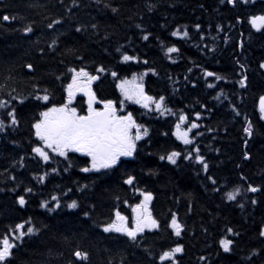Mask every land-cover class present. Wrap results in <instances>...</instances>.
Here are the masks:
<instances>
[{
	"label": "trees",
	"instance_id": "1",
	"mask_svg": "<svg viewBox=\"0 0 264 264\" xmlns=\"http://www.w3.org/2000/svg\"><path fill=\"white\" fill-rule=\"evenodd\" d=\"M263 11L264 0L255 4L249 0L247 5L237 0L235 7L227 0H0V101L15 108L19 120L15 129L0 133V237L29 219L39 229L15 252L13 264H160L159 253L177 243L184 246L178 254L180 264H264V240L259 235L264 224V119L259 111L264 95V69L259 67L264 62V29L256 31L248 23L249 16ZM3 15L17 19L5 22ZM53 20L61 23L47 28ZM27 25L33 31L25 34ZM78 27L82 31L77 32ZM177 29L187 30L189 37L172 36ZM146 34L147 41L142 39ZM172 45L181 52L169 59L165 52ZM124 52L141 62H122ZM101 66L107 71L95 87L98 99L120 100L118 79L111 71H117L119 79L147 72L145 91L165 96L174 114L130 107L149 135L138 143L135 158L108 173H79L83 160L74 155L67 171L65 158L49 163L20 159L35 145L31 124L45 107L35 96L47 89V106L63 103L71 82L69 69L83 67L96 73ZM205 69L223 79L205 78ZM245 75L247 87H241ZM208 83L215 87L208 88ZM181 110L200 125L190 133L194 143L188 150L200 148L209 164L207 172L195 159H183L187 150L176 164L159 158L184 149L172 131ZM4 112L0 109V118ZM249 122L251 137L243 131ZM129 174L136 177L132 187L153 193L152 211L160 223L158 230L145 231L135 243L105 233L102 227L128 199L130 189L123 181ZM249 185L261 191L249 192ZM27 187L33 189L31 194L24 191ZM237 187L241 194L228 201L224 193ZM18 195L28 201L23 208ZM52 196L59 198L61 207L53 208ZM72 200L79 207L69 209ZM44 201L54 210L41 207ZM172 213L185 226L180 237L168 227ZM227 228L239 235H230ZM225 238L233 241L228 253L219 243ZM77 250L87 252L88 259L78 261L73 255Z\"/></svg>",
	"mask_w": 264,
	"mask_h": 264
},
{
	"label": "snow or ice",
	"instance_id": "2",
	"mask_svg": "<svg viewBox=\"0 0 264 264\" xmlns=\"http://www.w3.org/2000/svg\"><path fill=\"white\" fill-rule=\"evenodd\" d=\"M99 2V0H97ZM253 4L256 0H251ZM224 3V0H221ZM227 3L233 5L237 4V0H227ZM241 3L247 5L249 0H241ZM71 10V9H70ZM113 12H117L116 8L111 9ZM151 10V7L150 9ZM3 21L9 22L11 20H16L15 16L3 15ZM239 22V18H238ZM60 20H53L47 24V28L53 29L54 25H59ZM248 23L256 31L264 29V12L261 14H254L248 17ZM93 29L97 28L96 24H92ZM137 27H140L137 25ZM196 29H200V25H195ZM25 34L31 33L33 28L31 25H27L23 28ZM77 32L82 31L81 28H76ZM174 37L187 38L189 33L187 30L181 32L179 29L171 33ZM143 40H149V34L143 35ZM203 39V37H201ZM56 40L53 39L52 45L56 44ZM50 45V47L52 46ZM242 46V45H241ZM119 52L120 49L118 48ZM181 49L175 45L166 48L165 55L171 59L172 54H180ZM121 60L124 63L136 62L140 63V58L136 55H130L124 52L121 55ZM144 64L148 61L144 60ZM175 63V61H173ZM26 67L31 71L34 70L32 64H27ZM259 67L264 69V62L260 63ZM243 68V65H241ZM72 73L71 82L67 84L66 98L63 103L52 104L50 107L47 106L50 103V96L47 94V89L44 90V95H36L35 100L45 102V107L43 111H40L38 116L35 118L34 123L31 124V128L34 130V135L36 139L40 142L36 146L31 148V151L40 157L45 163H49L52 159V153L57 156L65 158L69 163L65 167L64 171H67L69 167L72 166L71 160L69 158L70 153H79L88 158L84 167L80 168L83 173H104L113 170L124 163L122 158H135L138 153L137 141L142 140L144 137L149 135V130L143 124L137 122L132 112H128L126 115H118L116 102L113 100H98L95 92L92 90V83L100 79L99 75H93L85 68L81 67L79 70L76 68L69 69ZM97 73H104L107 69L103 66L95 69ZM150 71L155 74L154 69ZM191 71V69H189ZM110 75L113 78L119 80L117 87L119 88L121 95L124 100L132 101L139 104L144 109L149 111H155L161 115L164 114H174L172 109L167 106V98L163 95L159 97L149 95L145 91V84L143 82L144 76L147 72L137 76L133 74L132 80L119 79V73L117 71H111ZM203 75L205 78L214 77L216 80L223 79V77L217 75L213 71L204 70ZM187 79V77H186ZM248 77L245 75L239 81L241 87H247ZM195 87V85H193ZM208 88H214L215 85L212 83L207 84ZM77 93H83L84 96L88 97L87 100V111L85 114H80L76 107H73V101ZM219 97H217L218 99ZM123 100L120 101L121 106H123ZM20 103H24L23 100ZM96 104H102V108L94 107ZM0 109L5 110L4 117L0 118V133L7 132L9 128L15 129L19 124L17 118V111L15 108H9V104L6 101H0ZM259 111L261 113V119H264V95L259 98ZM196 119L200 118V113L197 112ZM237 115L239 113L237 112ZM187 125V126H185ZM200 127L195 121H189V116L185 114L182 110L178 116V121L175 124V135L177 140H180L184 145H192L194 140L190 138V133L193 129H198ZM244 133L251 137L253 135V130L251 123L249 122L247 127L243 129ZM166 135V134H165ZM196 135H202V133H196ZM248 141L245 140V145ZM195 153L193 157L192 153ZM182 156L181 151H170L165 155H161L160 160L167 159L171 164H176L177 159ZM244 158L249 159L247 152L244 153ZM183 159L192 160L195 159L199 163L205 172L209 169V164L206 162V158L200 154V148L195 147L191 152H188L183 156ZM53 172L57 169L53 168ZM48 176L45 173L43 176L39 177L40 181L43 182ZM15 180L16 177H10ZM212 181V184L217 183L211 176L208 177ZM136 177L134 175H127V179L123 181L124 184L129 186H134ZM85 187H87L85 185ZM214 191L219 192L220 189L214 188ZM249 192L257 193L261 191V188L254 187L252 185L248 186ZM24 191L31 194L33 189L30 187L24 188ZM71 191V190H69ZM143 199L140 203L136 204L132 208L133 218L132 226L129 227L128 217L121 214L119 210L114 213V219H110L109 222L103 224V231L105 233H120L126 236L130 241L135 243L138 238L145 233L146 230H158L160 228L159 221L153 216L150 210V204L153 200V193L150 191H141L136 189ZM239 187L233 189V191L225 192L224 197L228 201H235L237 195L239 194ZM52 200L56 201V208L61 207L59 198L57 196H52ZM17 203L21 208L26 206L28 201L25 199L24 195L17 196ZM251 203L255 205L257 201L252 199ZM41 207L48 208L49 211L54 209L48 206V202L44 201L40 205ZM243 208V205H239ZM69 209H76L79 207L76 200H72L71 203L67 204ZM85 216L89 215V212H84ZM26 225H30L27 226ZM172 229V234L176 237H180L184 231L185 226L178 220L176 213H172L171 221L168 225ZM39 229L32 225L31 219L24 221L22 223H17L14 228L9 230L8 234L0 237V264H13L15 249H17L20 244L23 243L26 236L35 235ZM228 233H233L239 235V233H234L232 228H227ZM259 235L264 237V228H261ZM19 242V243H18ZM223 251L225 253L230 252L231 245L233 241L231 239H221L219 241ZM184 252V246L177 243L175 247H171L168 250L161 251L159 253L160 264H180L178 259V254ZM73 255L80 261H86L89 257L87 252L75 251ZM201 259H204L201 257ZM123 264V262H122Z\"/></svg>",
	"mask_w": 264,
	"mask_h": 264
},
{
	"label": "rangeland",
	"instance_id": "3",
	"mask_svg": "<svg viewBox=\"0 0 264 264\" xmlns=\"http://www.w3.org/2000/svg\"><path fill=\"white\" fill-rule=\"evenodd\" d=\"M99 77L101 78L102 76L99 75ZM132 78H133V77H130V78H123V79L132 80ZM118 82H119V80H118ZM94 84H95V81L92 83V86H91L92 88H93ZM78 94H79V93H78ZM121 100L124 101V102H123L124 105L134 103V102H132V101L124 100V97H123V96H121ZM73 103H74V101H73ZM78 112H79L80 114H85V113H82V112H80V111H78ZM123 115H126V114H123ZM53 154H54V153H53ZM131 214H132V217H133V212H131ZM130 227H131V226H130Z\"/></svg>",
	"mask_w": 264,
	"mask_h": 264
},
{
	"label": "bare ground",
	"instance_id": "4",
	"mask_svg": "<svg viewBox=\"0 0 264 264\" xmlns=\"http://www.w3.org/2000/svg\"><path fill=\"white\" fill-rule=\"evenodd\" d=\"M118 66V65H117Z\"/></svg>",
	"mask_w": 264,
	"mask_h": 264
}]
</instances>
